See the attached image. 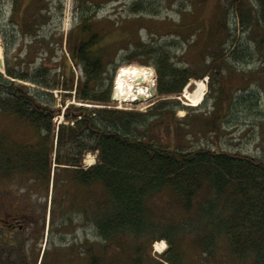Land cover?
<instances>
[{"label": "trees", "instance_id": "trees-1", "mask_svg": "<svg viewBox=\"0 0 264 264\" xmlns=\"http://www.w3.org/2000/svg\"><path fill=\"white\" fill-rule=\"evenodd\" d=\"M245 1L238 0L242 19ZM12 5L17 13L24 10L17 21L20 30L36 38L45 18L43 1L12 0ZM98 5L79 0V21L66 37L72 64L64 70L69 73L44 64L7 66L8 77L0 72V112L33 127L37 136L34 142H19L1 134L0 174L28 173L35 187L73 182L83 195L78 214L102 243L99 251L89 245L87 264H183L177 239L184 234L195 236L207 254L223 239L238 259L264 264V153L217 151L201 140L222 120L221 89L207 117L205 110L193 113L194 107L175 98L191 78L216 74L211 69L219 57L216 49L210 69L180 65L171 51L175 39H140L143 15L155 14L144 0L130 5L135 18L98 19ZM253 6L264 50V0ZM134 60L155 71L158 97L143 111L115 107L111 100L117 66ZM72 66L81 72L75 79ZM54 89L63 91V107L54 105ZM72 95L76 102L66 103ZM179 109L187 111L178 117ZM58 114L63 118L56 123ZM88 152L95 162L86 166ZM177 210L180 218L173 217ZM150 236L149 243L168 240L169 249L159 258L144 244ZM114 244L109 256L108 246Z\"/></svg>", "mask_w": 264, "mask_h": 264}, {"label": "rangeland", "instance_id": "rangeland-1", "mask_svg": "<svg viewBox=\"0 0 264 264\" xmlns=\"http://www.w3.org/2000/svg\"><path fill=\"white\" fill-rule=\"evenodd\" d=\"M42 1L45 18L40 20L37 36L34 38L31 34L22 32L18 26L17 21L21 20L24 10L22 13H17L13 10L12 0H0V41L3 44L1 58L5 66L1 72L3 76H6L7 66L18 68L30 65L35 68L44 64L53 69V72H58L72 64L69 60L66 37L79 21L81 14L79 0ZM97 1L99 2L96 12L98 19L136 17L129 13L130 5L135 0ZM144 2L155 14L143 15L142 28L138 29L140 39L152 43L175 39L178 42L177 46L173 45L171 50L174 61L180 65L187 63L195 69L211 68L209 63L214 58L211 56L213 48L216 49L214 55H219L211 68L216 69L215 75L210 74V77L206 75L202 79L191 78L182 92L175 96L181 105L194 107L193 113H202L205 110L203 115L207 117L214 110L216 91L222 90L221 108L218 110L222 120L216 131L208 132L201 140L217 151L262 156L264 153V50L263 45L259 43L260 27L253 6L255 0L245 1L248 9L243 19L239 13L238 0H144ZM129 64L151 68L156 84L153 67L134 60L117 66L112 86L117 71ZM72 69L75 73L74 79L81 75L80 68L72 66ZM64 71L69 73L68 70ZM198 81L205 83L204 94L198 104H193L187 98L186 91H194ZM61 93L63 91L60 89L53 90L56 107H63L61 99L64 96ZM157 97L156 93L148 101L149 103L115 101V104L129 109H145ZM65 102H76L74 95L65 97ZM186 111L179 109L176 115L181 117ZM62 118L61 114H58L53 120L58 123ZM3 133L19 142H34L37 138L33 127L14 116L0 112V136ZM94 160L95 155L88 152L83 163L90 165ZM32 179L33 177L28 173H14L10 176L0 174V217L9 218L17 205L18 216L22 218L21 223H24V229L18 231V237L29 239L27 242L19 241L18 247L28 250L34 248L35 258L37 256L35 264L44 261L46 264H87L89 245L93 250L99 251L102 243H99L100 240L95 237V230L78 214L79 206L82 204V192L70 181L64 185L57 182L56 186L50 183L49 187L45 188L43 184H37L35 187ZM177 211L173 214L174 218L182 216L180 211ZM44 214V231L34 236L38 230H35L36 228L32 227L33 223L31 224V221L25 217ZM166 216L170 215L166 213ZM62 220L65 221L64 224H61ZM1 229L3 228H0V242L9 238L8 235L4 236L7 232ZM158 234L159 232H156L155 235ZM151 238L152 236L145 237L144 244L154 257L159 258V255L169 249L168 240L153 239L149 243ZM157 241L165 243L162 252L154 248V243ZM177 242L183 264L249 263L248 260L238 259L223 239H219L213 246L212 255L202 252L195 243V236L180 235ZM4 244V242L0 243V255L2 254L0 264H12L14 257L8 258L9 248L1 249V245ZM108 248V255L114 256L115 244L109 245Z\"/></svg>", "mask_w": 264, "mask_h": 264}, {"label": "bare ground", "instance_id": "bare-ground-1", "mask_svg": "<svg viewBox=\"0 0 264 264\" xmlns=\"http://www.w3.org/2000/svg\"><path fill=\"white\" fill-rule=\"evenodd\" d=\"M152 82H154V79L151 68L137 64L122 66L115 76V97L116 99L125 102H130L136 97L144 98L150 94V85ZM204 86V81H198L197 87L194 89V91H186L187 98L191 100L193 104H198L201 100L204 94ZM164 246V241H157L154 243V248L158 252H162L165 248Z\"/></svg>", "mask_w": 264, "mask_h": 264}, {"label": "flooded vegetation", "instance_id": "flooded-vegetation-1", "mask_svg": "<svg viewBox=\"0 0 264 264\" xmlns=\"http://www.w3.org/2000/svg\"><path fill=\"white\" fill-rule=\"evenodd\" d=\"M19 211H18V207L16 205V208H14V210L11 212V216L8 218L6 217H0V224L1 221H3L2 227H4L2 230L6 231V233H4V236L8 235V239L1 241L0 243H5L4 245H1V249H8V258L9 257H14L12 264H35L36 258H35V252L33 251L34 248H29V250L27 248L25 249H20V247H18V243L19 241L21 242H27L29 239L21 238L18 237V231H22L23 225L24 223H21V217L18 216ZM25 219H27L28 221H31L30 223L34 224L36 223V225L32 224V227L35 230H38V232L34 235V236H38L42 233H40V231H44V227H45V214L43 216L41 215H32V217H28V215H26ZM33 221V222H32ZM0 225V226H1ZM30 229V228H29ZM32 229V228H31ZM34 229H32L34 231ZM28 251V252H27ZM26 254V255H25ZM2 256V254L0 255V257ZM3 258V257H2ZM1 258V259H2ZM31 258H33L31 260Z\"/></svg>", "mask_w": 264, "mask_h": 264}, {"label": "water", "instance_id": "water-1", "mask_svg": "<svg viewBox=\"0 0 264 264\" xmlns=\"http://www.w3.org/2000/svg\"><path fill=\"white\" fill-rule=\"evenodd\" d=\"M0 45L2 47L3 44L0 43ZM3 69H4V60L0 57V72H2ZM150 90H151L152 96H155L156 95V89L154 88V85L153 84L150 85ZM114 98H115V93L113 92L112 99H114ZM139 99H142V97H139ZM137 101L138 100L136 99V102Z\"/></svg>", "mask_w": 264, "mask_h": 264}]
</instances>
